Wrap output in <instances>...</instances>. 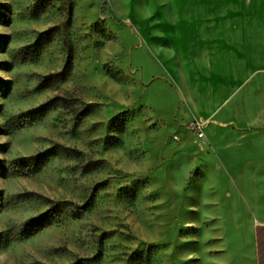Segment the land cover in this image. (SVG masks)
Masks as SVG:
<instances>
[{"label": "rangeland", "instance_id": "374dc122", "mask_svg": "<svg viewBox=\"0 0 264 264\" xmlns=\"http://www.w3.org/2000/svg\"><path fill=\"white\" fill-rule=\"evenodd\" d=\"M254 7L264 18V0H0V264H193V111L235 128L263 102L242 84L256 56L229 46Z\"/></svg>", "mask_w": 264, "mask_h": 264}, {"label": "crops", "instance_id": "0c3cea01", "mask_svg": "<svg viewBox=\"0 0 264 264\" xmlns=\"http://www.w3.org/2000/svg\"><path fill=\"white\" fill-rule=\"evenodd\" d=\"M229 38V46L236 47L238 54L247 60L248 55L256 56L258 62L242 84L249 86L248 96L252 88L253 97H260L264 92V18L259 9L245 13L239 19L238 31ZM218 113L193 111V118L203 125V137L193 134V158L187 159L179 173L184 181L193 167V181L181 211L184 214L193 209V264H258L256 229L264 227V94L257 111L238 115L235 128H230L232 121L217 118ZM209 126L230 128L233 138H216L205 132ZM234 150L236 162L232 166L247 184L245 191L237 185V207L228 206L231 192L226 196L223 190L225 185L233 187L223 159Z\"/></svg>", "mask_w": 264, "mask_h": 264}, {"label": "trees", "instance_id": "16d2710c", "mask_svg": "<svg viewBox=\"0 0 264 264\" xmlns=\"http://www.w3.org/2000/svg\"><path fill=\"white\" fill-rule=\"evenodd\" d=\"M50 4L51 3L49 1H45L43 3V6L45 8V7H48ZM0 169H1V166H0ZM2 169L6 170V168H2ZM22 173H25V172H22ZM48 216H49V211H46L42 213L40 216L30 219L29 222L30 224H32L31 225L32 228L28 233H31V231H34L35 229L39 230L40 228H42L47 223V221H49L50 218H48ZM256 238H257L258 264H264V227H258L256 229Z\"/></svg>", "mask_w": 264, "mask_h": 264}, {"label": "built area", "instance_id": "2783aa9c", "mask_svg": "<svg viewBox=\"0 0 264 264\" xmlns=\"http://www.w3.org/2000/svg\"><path fill=\"white\" fill-rule=\"evenodd\" d=\"M194 129L197 137H203V130H202V123L200 121H195L194 124Z\"/></svg>", "mask_w": 264, "mask_h": 264}]
</instances>
